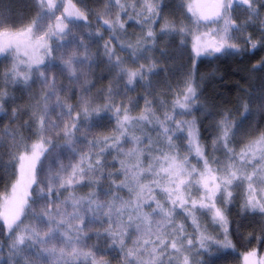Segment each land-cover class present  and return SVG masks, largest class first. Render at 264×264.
<instances>
[{"label": "snow or ice", "instance_id": "obj_1", "mask_svg": "<svg viewBox=\"0 0 264 264\" xmlns=\"http://www.w3.org/2000/svg\"><path fill=\"white\" fill-rule=\"evenodd\" d=\"M136 2L139 11L135 3L108 0L120 9L116 18L96 17L110 33L103 45L108 71L123 82L122 90L110 85L102 103L88 95L90 81L79 92L57 82V74L69 85L78 82V66L90 69L95 62L72 33L90 23L71 0H34L36 17L19 29L3 27L15 22L0 17V56L11 61L0 73V122H10L0 129V173L14 177L11 191L6 185L0 194V264H218L237 251L234 240L244 248L256 242L240 253V264H264V86L237 96L231 107L209 106L200 100L197 80L202 58L254 57L264 50V0H194L186 5L190 17L182 11L190 24L164 19L163 0ZM236 6L246 13L241 22L232 18ZM53 16L55 23L44 27ZM122 16L140 27L135 40H118L117 33L126 32ZM161 36H179L180 55L192 61L174 85L168 69L158 70L146 55ZM112 40L126 57L109 46ZM159 71L167 91L154 95L152 77ZM249 72L264 73V56ZM37 83L43 86L38 94L30 91ZM137 85L142 94L116 99ZM9 86L28 92V103L11 107L18 97ZM65 91L75 103L61 98ZM233 205L237 215L251 217L247 235L243 224L232 226Z\"/></svg>", "mask_w": 264, "mask_h": 264}, {"label": "rangeland", "instance_id": "obj_2", "mask_svg": "<svg viewBox=\"0 0 264 264\" xmlns=\"http://www.w3.org/2000/svg\"><path fill=\"white\" fill-rule=\"evenodd\" d=\"M142 2V0H141ZM164 4L167 5L165 7L164 12H163V18L167 20H176L177 23L179 24L180 22H183L184 24H190L189 20H186L184 16L182 15L183 13H187V3L194 2V0H163ZM181 2L185 3V7L183 10H179L177 8V5L180 4ZM205 2H210V0H205ZM72 4H75L76 8L82 12H85V14L88 17V22L90 23V26H79V27H72V33L75 35L77 40H82L84 44L88 48V53L90 56H92L95 59V62L92 64V67L89 69L86 66H78L77 71L80 73V79L78 82H73L71 85H69V81L65 79L64 77H61L59 74H57V82L58 83H63L65 85V88L71 86L73 87L77 92L80 91L81 87L84 85L85 81H90L91 83V88L90 92L88 95L90 96H99V100L97 101L98 103L103 102V98L107 94V89L111 85L113 89H123V82L117 81L115 78L114 73H109L108 71V66L105 64V62L102 64V60H106L107 58L103 56V45L110 40V33L103 28L100 27V24L97 22L96 17L99 16L101 18V21L104 19L108 20H114L116 18L117 13L120 11L118 7L115 6H110L108 4V0H83L81 3L80 0H71ZM121 3H127L128 5H131L133 3L136 4V10L139 11L140 8V3H137L136 0H121ZM170 7V8H168ZM39 11L37 5L34 3V0H0V17H7L10 21H14L15 24H7L4 25L3 27H14V29H19L22 27L27 26L37 15V12ZM64 11L63 4H61L59 11H56L55 15H61V13ZM264 12V9L261 10ZM128 15H135V13L129 8L128 10ZM187 15L190 17L191 13H187ZM232 18L237 20V22H241L246 18V13L244 12L243 7L236 6V11L232 14ZM122 21H127L128 30H127V37L128 38H120L121 33H117V37L119 41H127V40H135L136 36L140 34V27L134 24V21L128 20L127 16H122L121 17ZM137 19H140L137 17ZM55 23V17L53 16L51 18V21L45 20L44 27H47V24ZM161 23H163V19L161 20ZM223 21L220 22V25H210V27H217V26H222ZM160 24L156 25V28L159 29ZM147 26H145V29ZM201 31H206V29H201ZM101 32L103 33V38L102 39H97L95 36L89 37L88 33H97ZM247 32L249 33H254V38L259 37L260 33L259 31H256L253 27H249L247 29ZM39 34V33H37ZM239 35V34H236ZM175 38H167L164 36L159 37L157 41V47L153 52L147 53L146 55L149 56L150 58H154L157 62V68L162 69V68H167L168 73H167V80L171 81L173 85L175 82L181 78V74L185 73L183 70L184 67L180 64L178 58H179V50L175 49L172 50L173 53H175V57L173 58V62L171 61V56L170 53L167 56L168 59L167 61L165 60V54H162L160 52L161 48H164V43L169 44L173 41H175ZM118 40H112L110 43V47H113L116 49V54L118 56H127L126 52L121 51L117 47ZM191 40V37H189V41ZM239 44H243V41H234ZM71 51V49H69ZM81 52L84 51L83 48L80 49ZM261 52L264 53V50ZM157 53L159 54V57L157 56ZM23 56V53H21ZM59 57V53L57 54ZM160 57L164 59L165 61L161 64L159 62ZM10 59L8 61H5L3 56H0V73L4 70V68L10 64ZM138 63H143V64H148L149 61L145 59H141ZM128 67L130 66H136L132 65L129 63L127 65ZM107 73H106V72ZM170 71V72H169ZM51 75V73L49 74ZM165 76L166 74L163 71H159L158 75H155L152 77L154 88H153V94L154 95H159L161 93H165L167 91V85L165 83ZM198 82H200V77L198 76ZM119 83V85H118ZM21 87V86H17ZM42 85L37 83L34 84L31 88V92L34 93H40L42 91ZM0 90H4V85L2 83V80H0ZM10 94H14L18 97L17 103L11 105V107H16L17 105L23 106L28 103V92H25L23 95H21L20 92H13V87L9 86L7 89ZM143 89L139 87L138 85L136 86L135 91H130L127 94V97L123 96H118L116 97L117 100L124 99L125 102H127L128 97H135L138 94H142ZM62 99H66V102L68 103H75L76 102V96H72L70 99H67L68 93L67 91L60 93ZM167 99H171V96H167ZM55 101V96L52 97V101ZM140 107L143 106V100H140ZM255 107V105H253ZM58 111V110H57ZM140 108H135L132 112L133 115L139 114ZM162 109L157 113L158 115L162 114ZM10 112V108H9ZM1 115V114H0ZM196 115H199V113H196ZM52 119H56V113H52ZM185 119H189L190 117H183ZM26 119V117H25ZM10 122L8 119H4L3 121V127L5 125H8ZM16 123H19V121L12 122L11 127H15ZM153 135H155L153 133ZM6 143H10V140H7L6 138ZM129 147V145H125V148ZM6 152V149L4 150ZM3 159L6 161L8 159V156L5 154ZM67 161H65L66 163ZM5 177L3 176V173L0 174V188L3 186L2 185V178ZM9 178V177H8ZM13 177L9 178L12 179ZM7 179V182L9 181ZM9 184V182L7 183ZM8 191H11V187H9ZM63 198V197H62ZM0 205H2V201H0ZM39 211V208L36 209ZM71 211V209H69ZM31 219L30 217L25 220V223H30ZM191 230V229H189ZM94 241H91L92 243ZM113 256L116 254L113 252ZM108 258V257H106ZM111 264H118V259H112Z\"/></svg>", "mask_w": 264, "mask_h": 264}, {"label": "trees", "instance_id": "obj_3", "mask_svg": "<svg viewBox=\"0 0 264 264\" xmlns=\"http://www.w3.org/2000/svg\"><path fill=\"white\" fill-rule=\"evenodd\" d=\"M170 8V7H168ZM128 25L126 27V32L121 33L120 38H128L127 30ZM180 37L176 36L175 41L166 45L164 43V48L167 49V54H165V60L167 61L168 55L170 53L171 61L173 62V58L175 57V53L177 50V45L179 43ZM128 41V40H127ZM175 49V53L172 50ZM179 50V49H178ZM160 53H157L159 57ZM261 56H264L263 52H260L254 57H220L219 59L213 58H202L201 61H198V76H203L205 79L200 81L201 88V102H206L209 106L212 104L223 105L226 107H231L235 101L237 96H244L245 91L257 92L262 86H264V73H251L249 69H251L252 65L256 63ZM160 57V64L165 61ZM182 67H184V71L187 72L191 68L192 61L188 58V54L180 55L179 50V58H178ZM106 60H102V64ZM134 67V66H130ZM106 72V71H105ZM170 72V71H169ZM107 73V72H106ZM119 85V83H118ZM2 115V114H1ZM4 121V120H3ZM3 121L0 122V129L3 127ZM208 121H205L207 123ZM2 174V173H0ZM4 176V175H3ZM8 177L2 178V187L0 188V194L5 192V186L7 188L11 187L12 179H9V184H7ZM83 191H87L84 189ZM238 205L232 206V213L230 214V219L233 221V228H235L238 224H243L244 226L241 228V231L247 235L248 232L252 231L251 227H248V220H245L243 217L237 215ZM259 219V218H257ZM253 226H256L255 221L252 222ZM3 239V237H0ZM234 243H237V251L228 255L225 259H222L218 262V264H240V253H243L252 247L256 246L255 240H253L252 244L248 245L247 248L240 247L238 241L234 240ZM260 251H264V249H259Z\"/></svg>", "mask_w": 264, "mask_h": 264}, {"label": "bare ground", "instance_id": "obj_4", "mask_svg": "<svg viewBox=\"0 0 264 264\" xmlns=\"http://www.w3.org/2000/svg\"><path fill=\"white\" fill-rule=\"evenodd\" d=\"M259 54V53H258ZM199 78H197V80H198Z\"/></svg>", "mask_w": 264, "mask_h": 264}]
</instances>
